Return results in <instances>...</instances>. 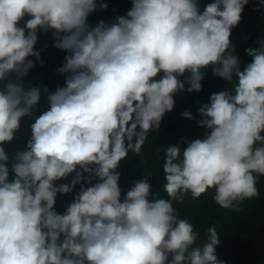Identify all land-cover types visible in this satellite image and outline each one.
Instances as JSON below:
<instances>
[{"label": "clouds", "instance_id": "9594fccd", "mask_svg": "<svg viewBox=\"0 0 264 264\" xmlns=\"http://www.w3.org/2000/svg\"><path fill=\"white\" fill-rule=\"evenodd\" d=\"M247 3L212 0L201 11L197 0H131L125 15L90 26L89 14L107 3L0 0V145L14 139L22 117L34 121L27 144L14 154L11 180L0 147V264H224L215 254L216 227L197 244L198 232L178 218L173 202L213 188L220 207L239 212L242 201L259 196L264 38L245 49L251 61L243 65L230 40ZM50 30L54 47L66 53L57 69L64 85L25 88L21 80L34 67L28 58L40 60L37 32ZM207 68L230 87L198 109V126L210 130L204 138L166 147L168 199L151 192L150 175L121 199L120 162L130 151L140 154L148 133L173 109L175 93L185 85L201 90ZM42 94L47 107L34 116ZM182 116L193 119L190 111ZM73 172L70 183H54ZM78 183L58 213L57 193Z\"/></svg>", "mask_w": 264, "mask_h": 264}, {"label": "trees", "instance_id": "16d2710c", "mask_svg": "<svg viewBox=\"0 0 264 264\" xmlns=\"http://www.w3.org/2000/svg\"><path fill=\"white\" fill-rule=\"evenodd\" d=\"M98 4L107 3V9L97 8L89 14L88 23L94 26L98 21L113 22L116 16L125 15L131 8V0H97ZM212 0H197L198 6L203 11L205 5ZM27 15L20 21L21 27L29 19ZM38 40L34 46L40 50V60L36 57H29L33 60L34 67L22 78L21 83L25 88L32 86H47L49 91H55L58 86H63L65 75L59 74L57 69L63 64L65 51L54 47L52 31L37 32ZM264 38V4L261 0H248L241 13L239 24L232 29L230 40L234 46V54L237 55L241 64L251 61L245 49L258 47L259 41ZM43 61V64L40 61ZM206 73L201 81L202 88L199 92L178 91L174 95V107L166 112L161 120L158 129L148 133L139 155L129 152L128 157L122 160L116 169L120 173L118 181L123 199L127 190L133 182L142 178L143 175H150L148 183L151 185V192L159 195L160 198L168 199L167 193L163 191L164 173L162 165L165 158V149L171 143H178L182 138L190 141L197 138H204L210 130L198 126L201 117L198 109L208 101V97L214 93L224 90L230 85L223 79L212 74L211 68L203 69ZM162 75V74H161ZM189 73L179 79L184 80ZM0 82V87H2ZM47 107L46 95L41 96L39 105L34 111V116L39 115ZM184 111H190L193 119L182 116ZM33 118L22 117L20 120L21 129L11 142L0 145L4 147L9 156L7 166L9 168V179L13 177L11 165L14 154L22 150L30 139L31 124ZM181 148L186 144L181 143ZM75 172L67 177L57 180L54 183H70ZM88 173H82L81 183L88 186L84 177ZM95 183V179L92 181ZM256 187L259 196L246 199L240 204V211L220 207L214 200L215 189L210 188L198 199H192L187 194L183 202H173L178 218H187L193 224L194 230L198 232L197 244H202L207 239V229L215 226L219 233L220 243L216 246L215 254L218 260L224 264H264V176L258 178ZM80 184L73 187L70 193H57L54 209L63 213L79 190ZM149 199H153L150 196Z\"/></svg>", "mask_w": 264, "mask_h": 264}]
</instances>
